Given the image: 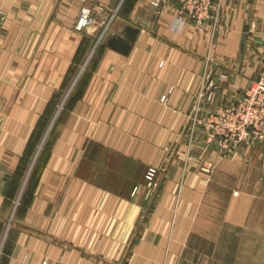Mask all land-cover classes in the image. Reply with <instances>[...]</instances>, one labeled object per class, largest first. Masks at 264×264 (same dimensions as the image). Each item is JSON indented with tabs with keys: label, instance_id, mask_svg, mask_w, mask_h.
Listing matches in <instances>:
<instances>
[{
	"label": "crops",
	"instance_id": "obj_1",
	"mask_svg": "<svg viewBox=\"0 0 264 264\" xmlns=\"http://www.w3.org/2000/svg\"><path fill=\"white\" fill-rule=\"evenodd\" d=\"M151 2L0 0V264H264V153L210 148L197 165L185 132L196 104L204 117L264 70V0H221L213 31ZM126 25L121 55L103 41ZM147 167L150 198L134 184Z\"/></svg>",
	"mask_w": 264,
	"mask_h": 264
},
{
	"label": "built area",
	"instance_id": "obj_2",
	"mask_svg": "<svg viewBox=\"0 0 264 264\" xmlns=\"http://www.w3.org/2000/svg\"><path fill=\"white\" fill-rule=\"evenodd\" d=\"M175 1L178 4L179 21H187L199 30L205 26L209 27L210 31L214 30L220 17L221 0ZM151 4L158 7V0H152ZM89 20V9L82 8L76 27L78 29L85 27ZM209 86L211 83L206 79L200 88L198 102L202 100ZM187 126L189 131L185 132L189 141L196 139L193 135L199 132L203 136L201 139L204 144L214 146L220 153L219 156L228 155L243 145L253 146L263 143L264 70L259 73L257 79L250 82L238 98L229 103L217 105L206 116H199L196 104L190 113ZM210 166L211 161L205 162L206 169ZM157 174L158 170L155 167H147L143 175L144 186L151 195L157 188Z\"/></svg>",
	"mask_w": 264,
	"mask_h": 264
},
{
	"label": "rangeland",
	"instance_id": "obj_3",
	"mask_svg": "<svg viewBox=\"0 0 264 264\" xmlns=\"http://www.w3.org/2000/svg\"><path fill=\"white\" fill-rule=\"evenodd\" d=\"M111 19H112V17H108L107 19H106V21H105V23H104V26H106V24L109 22L110 23V21H111ZM108 23V24H109ZM108 26V25H107ZM104 28H106V27H104ZM100 44V42L98 41V37H96V39H95V41H94V45H93V47L91 48V51H90V56H95V54H96V51H97V47H98V45ZM75 81H76V78H74V80L73 81H71L69 84H68V86H67V89H66V93H65V95H60L58 98H57V102H58V104H57V107H56V109H55V111H50L49 113H47V115H49V117H48V120H47V124H46V126L44 127V128H42V130H41V144H40V146H38V148H37V152H39V151H44V146H45V144H46V139H47V137L50 135V133L52 132V130L55 128V125H56V123L59 121V119H60V115L64 112L63 110H64V103H65V99L67 98V95H68V93H69V91H70V89L73 87V85H74V83H75ZM191 113V112H190ZM190 116V115H189ZM189 116H188V120H189ZM186 126H187V124H186ZM188 127V126H187ZM187 127H186V131L188 130L189 131V129H187ZM200 129L198 128V131H199ZM193 136H195L194 138H196V140H197V143H195L193 146H191L190 147V151L192 150L193 151V153H195L196 154V158H198V161H196L197 162V165L201 162V159H200V157H199V155H201V154H203L204 155V157H205V155H206V153L208 152V150H210V148H213V149H215L214 147H212V145H205L204 144V142H203V139H198V137L199 136H202L199 132H197L196 134L194 133V135ZM244 146H248V145H243V146H240V147H238V148H243ZM249 147H252V146H249ZM237 148V149H238ZM93 151H96L95 149H93ZM191 151V152H192ZM216 151V153H217V155L219 156L220 155V153H218V151L217 150H215ZM250 151H252L253 153L254 152H256V153H258V152H260V153H264V142L263 143H257ZM203 155H202V157H203ZM193 156H195V155H193ZM197 160V159H196ZM209 161V160H208ZM130 171L131 172H133L130 176H132L133 177V174H134V177H138V174H137V170L135 169V170H133V169H130ZM136 171V172H135ZM143 175L144 174H142V178L141 179H136V182H134V184L137 186V185H139V184H141L142 183V179H143ZM29 176V174L27 175V177ZM129 176V177H130ZM27 179V178H26ZM144 185V184H143ZM145 187V186H144ZM146 189V188H145ZM156 191V190H155ZM155 191H153V194L151 195L150 193H148V195H147V198H150V197H153V195H154V193H155ZM146 192H147V190H146ZM23 194V191L21 190L19 193H18V198L16 199V203H17V201L19 200V198H21V195Z\"/></svg>",
	"mask_w": 264,
	"mask_h": 264
},
{
	"label": "water",
	"instance_id": "obj_4",
	"mask_svg": "<svg viewBox=\"0 0 264 264\" xmlns=\"http://www.w3.org/2000/svg\"><path fill=\"white\" fill-rule=\"evenodd\" d=\"M248 2L251 3L252 0H248ZM247 32H248V25L245 24L242 27V34H241L240 42H239V53H240L239 61L240 63L242 62L244 49L246 47ZM137 33H138V30L136 28L126 25L123 27V29L120 32H113L111 34H107L104 37L103 44L105 47L121 55H127L131 49V46L136 38ZM101 38H102V35L100 36L98 41ZM216 66H217L216 64H212L211 70L214 71Z\"/></svg>",
	"mask_w": 264,
	"mask_h": 264
}]
</instances>
